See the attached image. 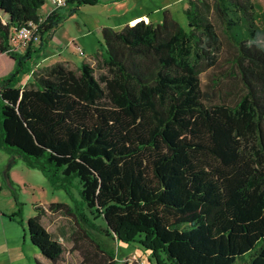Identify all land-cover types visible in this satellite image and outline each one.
Instances as JSON below:
<instances>
[{"label": "trees", "instance_id": "obj_1", "mask_svg": "<svg viewBox=\"0 0 264 264\" xmlns=\"http://www.w3.org/2000/svg\"><path fill=\"white\" fill-rule=\"evenodd\" d=\"M45 1L0 0V52L15 60L0 77V149L55 190L70 193L77 180L107 234L141 244L157 264H264L258 1L188 0L187 25L164 10L158 23L104 27L96 64L34 68L76 7L97 2L66 0L44 17ZM30 21L38 23L35 41L10 51L12 29ZM23 73L32 80L20 86ZM204 73L211 93L202 89ZM4 180L17 204L10 218L22 223L18 185L9 172ZM35 210L30 241L51 264L67 262L65 244L42 222L49 213L74 219L68 240L81 264H123L81 226L88 215L62 202Z\"/></svg>", "mask_w": 264, "mask_h": 264}, {"label": "rangeland", "instance_id": "obj_2", "mask_svg": "<svg viewBox=\"0 0 264 264\" xmlns=\"http://www.w3.org/2000/svg\"><path fill=\"white\" fill-rule=\"evenodd\" d=\"M137 0H127L120 5L123 9L124 7L129 6V13L132 14L137 11H148L149 15L152 16L153 19H158L161 14H163L164 10L172 11L175 19H177L182 25H187L188 21L184 14V7L188 3V0H144L142 4H136ZM139 1V0H138ZM258 3L264 9V0H257ZM97 3V2H96ZM141 3V2H140ZM93 5V6H92ZM91 4L85 6L82 10L81 15L84 18H87L86 22L89 23L87 26H83L80 30V42L83 43L84 46H102L101 35L96 31V27H94V20L96 21L95 15L97 13H101V15H106L107 13L115 12L119 7L115 8V5L112 7H103L101 5ZM146 7V8H145ZM147 9V10H146ZM114 15V14H112ZM93 21V23H92ZM96 29V30H95ZM79 31V30H78ZM85 34V36L83 35ZM101 41V44H100ZM87 49H89L87 47ZM25 51V50H24ZM22 51V52H24ZM88 53V52H87ZM83 56V53H80ZM82 63V62H81ZM79 63V65L81 64ZM93 64H96L95 59L92 61ZM27 74H21L20 80L26 78ZM202 89L206 93H211L209 88L210 79L209 74H202ZM210 95V94H209ZM209 97V96H208ZM211 97V95H210ZM218 101V100H214ZM0 155L4 156L6 159L4 161H0V212L2 217L1 221L5 220V222H9V227H5L0 224V243H2L5 239V236L8 235L10 239L21 238L23 241L24 234H26L27 244H29L30 237L28 233L27 221L30 217L34 216L37 211L35 210V205L37 201H43L45 195L48 194V197L55 196V200L47 199V204L51 203H67L73 208L77 209V213L80 215L86 214L88 215V221L83 222L80 220V224L84 228H88L94 234L93 237L100 242L104 249L107 252L114 254L120 263L123 264H157L156 259L153 257L149 250H146L141 244L130 242L126 243L118 240L112 235H108L106 232L107 226L102 221V219H95L91 214L89 207L83 201L80 195V184L78 181H74L73 186L69 187L68 193L64 189L55 190L51 187L48 179L43 175V173L37 169H30L32 173L29 176H23L27 178L28 181L21 182L18 185V196L19 200L23 203L22 205V223H20V218L16 217L15 219L10 218V215L14 212L13 208H17L16 200L12 194L11 188L8 185V182L4 180V172L8 168V165L11 161L12 156L11 153L1 150ZM15 160L22 163L23 160L20 156H16ZM10 175V170H9ZM11 178V175H10ZM12 180V179H11ZM13 181V180H12ZM14 182V181H13ZM28 183V184H26ZM9 191V195L5 194L4 191ZM55 201V202H54ZM16 210V209H15ZM44 225L47 229L53 234V236L59 237V234L63 235L62 239H60L66 246V262L67 264H81L82 258L78 251H71L72 243L68 238L70 235L76 230V224L73 218L65 217L61 215L49 214L44 218ZM94 228H92V227ZM32 244V243H31ZM6 257V259H4ZM39 259L41 258L43 262L48 263L49 261L39 255ZM6 260V262L4 261ZM0 264H37L34 256H30L26 260H13L8 259L6 255H1L0 251Z\"/></svg>", "mask_w": 264, "mask_h": 264}, {"label": "crops", "instance_id": "obj_3", "mask_svg": "<svg viewBox=\"0 0 264 264\" xmlns=\"http://www.w3.org/2000/svg\"><path fill=\"white\" fill-rule=\"evenodd\" d=\"M125 1L127 0H97V3H95L96 4L95 6L101 5L103 7H112L115 5V8L119 7V9L115 10V12L113 13L111 11L106 15H101V13H97L95 15L97 19L96 21L94 20L95 22L94 27H96L97 30L96 29L95 30L98 31V34L101 35V38H102V30L104 27L122 29L127 24L134 25L140 20H145L146 22L153 21L155 23L162 21L163 14H161V16L158 19H153L152 16L149 15V13H147L148 11H137L130 14L129 6L124 7L125 9L120 7V5H122L121 3ZM143 1L144 0H139V1L137 0L136 4H142ZM88 5L91 4L83 3L80 6H77L76 12L73 13L71 16H69L61 23V25L58 27L55 34L53 35L52 39L48 43L47 47L43 50L40 57L37 59L34 68L49 66L56 62H64L69 64L72 68H78L80 66L79 63H81L83 59L92 62L94 59V55L99 51H102L101 48L102 46H84L83 43L80 42V36H81L80 30L82 29L83 26H87L89 24L87 23L88 21L86 22L87 18H84L83 15H81V13L83 11L82 9ZM187 6L188 3L184 7V9ZM55 8H56L55 0H46L45 4L40 9V14L46 17ZM83 35L85 36L84 33ZM78 47H80L83 50L84 52L83 56L80 54ZM87 47L89 49H87ZM14 65H15V60L10 55H8L7 53L0 52V77L7 75L9 72H11L12 69L14 68ZM31 80H32V76L30 74H27V77L23 78V80H21L18 83V85L23 86L26 83L30 82ZM5 159L6 158L4 156L0 155V161H4ZM11 160H13V158ZM31 173L32 171L30 170V168H28L23 162L20 163L16 160L12 163L10 168L11 179L17 184L24 181H28V179L24 178L23 176H29ZM4 193L9 195L8 190L7 192L5 190ZM47 199L55 200V196L49 198L48 194H46L44 199V204L43 201H37L36 205H40L46 208L48 206L47 203L52 202V201H48ZM15 209L17 208H13L14 211ZM45 217H43L42 220L43 224ZM0 224L7 228L9 227V222H5V220L1 221ZM63 235L59 234V238L62 239ZM0 251H1V255H6L8 259L10 258L13 260L14 259L26 260L27 258H30V256H34L36 263L37 261H40L43 264H51L50 262L45 263L42 261L41 258L40 259L38 258L39 255H41L42 257L44 256L41 254V252L36 246L31 244V242L27 244V238L25 235L23 241H21V238L18 239L15 237L13 239H10L8 235H6L4 241L0 243ZM4 259H6V257ZM4 261L6 262V260Z\"/></svg>", "mask_w": 264, "mask_h": 264}, {"label": "built area", "instance_id": "obj_4", "mask_svg": "<svg viewBox=\"0 0 264 264\" xmlns=\"http://www.w3.org/2000/svg\"><path fill=\"white\" fill-rule=\"evenodd\" d=\"M66 4V0H55L56 7ZM38 30V23L30 21L27 25L22 27H15L12 29L9 37V50L22 52L26 50L30 44L36 39V32ZM79 48L80 53H84ZM2 216L0 212V217Z\"/></svg>", "mask_w": 264, "mask_h": 264}, {"label": "water", "instance_id": "obj_5", "mask_svg": "<svg viewBox=\"0 0 264 264\" xmlns=\"http://www.w3.org/2000/svg\"><path fill=\"white\" fill-rule=\"evenodd\" d=\"M14 161H15L14 159L11 160L10 163H9V165H8V168L5 170V172H4V176H5V178H7V173L9 172V170H10V168H11V165H12V163H13ZM8 181H9V179H8Z\"/></svg>", "mask_w": 264, "mask_h": 264}]
</instances>
